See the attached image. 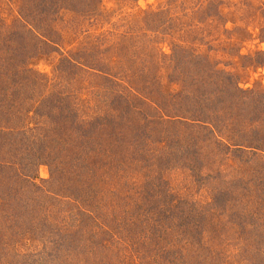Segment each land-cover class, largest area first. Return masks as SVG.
Listing matches in <instances>:
<instances>
[{
    "label": "rangeland",
    "instance_id": "374dc122",
    "mask_svg": "<svg viewBox=\"0 0 264 264\" xmlns=\"http://www.w3.org/2000/svg\"><path fill=\"white\" fill-rule=\"evenodd\" d=\"M29 8L38 11L0 0V26L32 53L16 75L15 116L31 136L62 137L60 150L81 143L93 169L79 177L82 196L0 209V264H264V0H96L54 14L38 30L48 44L20 25ZM48 157L34 180L69 195L47 182ZM87 183L102 194L89 197ZM84 198L114 228L112 253L85 243L109 239L91 218L61 242L86 216L75 201Z\"/></svg>",
    "mask_w": 264,
    "mask_h": 264
},
{
    "label": "trees",
    "instance_id": "16d2710c",
    "mask_svg": "<svg viewBox=\"0 0 264 264\" xmlns=\"http://www.w3.org/2000/svg\"><path fill=\"white\" fill-rule=\"evenodd\" d=\"M95 1L96 0H33L34 4L38 8L37 13L34 14L33 12L35 7L28 9V13L30 14L32 12L33 14L31 15V20H26L19 14L20 19L22 20L20 25L26 28L25 31L28 34H32L34 39H39L40 41L48 44V41H52V39H50L49 35L46 34L47 32L41 33L40 31L38 32V30L49 26L50 23L53 22L54 14L56 15V13L61 10H68L73 13L76 11H85L92 8V5H94ZM77 14L81 15L80 13ZM3 26H5L4 23H1L0 27L2 28L0 30V43L6 44L3 48V51L0 53V183L1 181H6L8 182V186L1 183V191H3V193L0 194V209L3 210L4 214H6L5 211L7 210L12 211V214H17L19 213V207L13 209L12 204L16 205L21 201H25L26 196L27 199H37V197H40L42 194H44V197L47 196L48 198H51L52 196L55 198L57 204H59L60 201L63 203L59 195L63 198L69 199H75L78 196H82L80 189L83 187V185H79L77 182L80 180L79 177L86 178V176H89L90 174H87L86 171L93 169V166L91 165L92 161L89 159V157H87L88 150H85L81 146V143H77V147L75 149H73V145V151L71 152L60 150L57 146L61 143L66 144V141L62 137L53 138L52 136H46L45 134L31 136V127L28 124V119H21L15 116L18 115L16 98H19V95L17 94L18 81H16L18 76L16 75H18V70L24 72V68H21V65L26 63V59L29 58L32 53L28 49H24L23 51L18 32ZM15 35H17V39H15L14 42H11ZM72 61L73 60H71V62ZM31 110L33 113H37L38 109L35 107V105L32 107V109L31 107L26 109L27 112ZM36 115L39 116V113ZM40 117L43 116L41 115ZM40 117L37 119H40ZM19 146H21V148L25 151V159L15 158L16 151L18 150ZM245 146L237 145L234 148H239L241 151H246L248 149L255 150L256 148H246L248 146ZM256 149L259 151L263 150L261 148ZM43 154H45V156H49L47 160L44 159L46 164L49 166L50 173V178L47 182L55 183L59 188L68 187L69 195L58 194L56 191L51 192V190L45 188V180H41V183H37L34 180L35 172L33 171H35V166L40 163L41 160H43H40L41 155ZM126 162V165L132 164L131 162ZM4 169H6V171H4ZM27 169L30 170L28 171ZM4 187L7 188L4 189ZM14 187L16 188L14 189ZM87 190L89 191V197L102 194V191H100V189L95 187V184L93 185L92 183H87ZM75 201L80 205L82 209L81 211L86 216H84L82 219H78L76 217L75 220L77 222L73 223V229L71 228L67 234V237L65 236V238H62L61 242L64 241V243H72L77 241V239L81 236L77 235L81 227L89 226L86 218H91L95 221L90 222L91 228H94L97 232L107 233L109 239L105 241L101 240L102 243H99L96 240L89 242V240L85 238V243H88V247L90 246L89 249L92 252L95 250H100L104 253H112L111 250H107L105 248L107 247L109 249L111 247V245L108 244L109 242H117L118 237L113 233L114 228L108 223L105 224L101 220V217L97 215L98 212L94 211L96 213L94 214L89 208L87 210L83 209L84 204L89 206L93 205L96 201V198H84L81 200L77 199ZM52 209L54 211L57 208L55 207L54 209V207H52ZM49 213L50 212L46 213L44 221H48V217L46 216ZM59 213L63 214V212ZM5 216L6 215L0 216V220L2 222L4 221L3 218H5ZM62 216L66 218L67 214ZM62 216H55L53 221H49V223L46 224L49 225L50 230L52 226L55 227L60 222ZM72 233L74 236L70 238ZM83 233L85 235V230ZM39 241L42 245L45 242L44 237H41ZM82 241L83 239H80V242ZM67 254L68 251L63 250V253H57L54 255L61 258H63L64 255V257L67 258ZM55 259L59 261L58 258Z\"/></svg>",
    "mask_w": 264,
    "mask_h": 264
}]
</instances>
